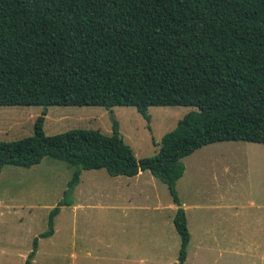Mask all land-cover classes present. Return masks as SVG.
<instances>
[{"label": "trees", "instance_id": "trees-1", "mask_svg": "<svg viewBox=\"0 0 264 264\" xmlns=\"http://www.w3.org/2000/svg\"><path fill=\"white\" fill-rule=\"evenodd\" d=\"M40 105L33 133L0 141V172L44 157L72 168L54 217L72 203L82 170L110 176L149 171L177 209V264L190 233L176 190L182 159L217 141L264 144V0H0V106ZM194 106L164 133L155 155L137 159L111 116V133L43 130L48 106ZM176 264V263H175Z\"/></svg>", "mask_w": 264, "mask_h": 264}, {"label": "rangeland", "instance_id": "rangeland-1", "mask_svg": "<svg viewBox=\"0 0 264 264\" xmlns=\"http://www.w3.org/2000/svg\"><path fill=\"white\" fill-rule=\"evenodd\" d=\"M195 109L151 106L146 121L134 106L53 105L47 107L43 130L53 135L84 128L108 135L113 116L139 159L155 155L162 135ZM41 110L40 105L0 106V141L31 135ZM204 146L182 159L185 170L176 184L190 233L182 264H264V144L225 140ZM198 159L204 160L200 170ZM71 173L65 162L49 157L29 168L3 167L0 264H24ZM150 178L155 180L154 187L147 185L151 192L155 189L153 198L132 194L136 186L150 184ZM218 187L222 196L226 190V199L210 208L201 204L195 212L197 191L205 194L201 202H213ZM154 198L161 208H154ZM71 199L54 217L53 234L39 238L31 264H177L180 239L168 207L171 196L148 171L131 179L110 176L104 168L82 170Z\"/></svg>", "mask_w": 264, "mask_h": 264}, {"label": "crops", "instance_id": "crops-1", "mask_svg": "<svg viewBox=\"0 0 264 264\" xmlns=\"http://www.w3.org/2000/svg\"><path fill=\"white\" fill-rule=\"evenodd\" d=\"M251 143H254V142H251ZM205 147V146H204ZM200 148H202V147H200ZM200 148H198V149H200ZM196 151V150H195ZM203 160V159H202ZM202 160H200V159H198L197 160V163H196V165H197V168H198V170H200L202 167H203V165H204V162H202ZM204 161V160H203ZM145 171H147V170H145ZM143 172L144 171H140L138 174H136L135 176H132V177H130L131 179H137L138 177H140L141 175H143ZM149 172V171H148ZM150 173V172H149ZM151 174V173H150ZM184 174V173H183ZM152 175V174H151ZM121 176V175H120ZM153 176V175H152ZM127 177V176H126ZM154 177V176H153ZM182 177V176H181ZM180 177V178H181ZM179 178V179H180ZM151 180L148 182V183H150V184H143L142 186H136V189H135V192H132V194H136L138 197H142V198H144V199H146V200H148L150 197H152L153 198V192H155V189H153L152 190V192L149 190V188H148V186L147 185H150V187L152 188V187H154V185H153V183H155V180H153L152 178H150ZM157 179V178H156ZM179 179L177 180V182L179 181ZM177 182H176V184H177ZM165 185V184H164ZM134 186V185H133ZM127 187H131V185L130 184H128L127 183ZM218 191L216 192V196L217 197H215L216 198V200L215 201H213V202H211V201H204V202H201L200 200H201V198L205 195L204 194V192H202L201 193V191L200 192H198L197 191V197H199V199H198V201H196L194 204H193V208L195 209V212H196V210H199L200 209V207H201V204H205V206H207V205H209V206H213L212 204H220V203H222L223 202V200H225L226 198V190L225 189H223V196H222V190H221V188L220 187H218ZM149 192V193H148ZM129 194H131V193H129ZM203 195V196H202ZM152 198H151V200H152ZM180 199V198H179ZM204 199V198H203ZM154 201H156V199L154 198L153 199V202ZM157 202V201H156ZM180 202H181V200H180ZM154 204H155V206H154V208L155 209H158V208H161V205H160V203L158 202V203H155L154 202ZM211 204V205H210ZM181 206H182V204H181ZM209 206H207V207H209ZM168 207H169V209H171L172 210V212H173V215H174V213H175V211H176V209H177V205L172 201V199H171V203L168 205ZM184 207V206H183ZM210 208V207H209ZM196 221V215H195V217H193L192 218V223H193V221Z\"/></svg>", "mask_w": 264, "mask_h": 264}]
</instances>
